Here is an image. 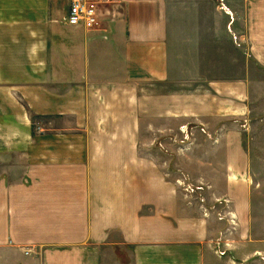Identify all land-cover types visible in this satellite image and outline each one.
I'll return each mask as SVG.
<instances>
[{"label": "crops", "instance_id": "1", "mask_svg": "<svg viewBox=\"0 0 264 264\" xmlns=\"http://www.w3.org/2000/svg\"><path fill=\"white\" fill-rule=\"evenodd\" d=\"M99 1L86 29L64 0H0V264H264L255 83L217 70L247 59L217 46L225 15L193 14L187 59L168 12L183 0ZM225 4L245 5L229 25L264 69V0Z\"/></svg>", "mask_w": 264, "mask_h": 264}, {"label": "rangeland", "instance_id": "2", "mask_svg": "<svg viewBox=\"0 0 264 264\" xmlns=\"http://www.w3.org/2000/svg\"><path fill=\"white\" fill-rule=\"evenodd\" d=\"M182 4L168 5L169 23L172 36L178 40L182 35L184 39V46L182 51L187 52V59H191V40L190 33L193 29V14L196 12H212L219 11L225 15V18L217 17V46H223L232 57L245 58V63L235 61L234 59H226L222 53H218L217 70L223 73L225 78L234 79L239 75H243L245 71H249L250 80L255 85L252 87L251 94V118L250 126L245 132L247 144L245 147L251 158V184H252V205L257 206L259 213H253V216L260 220L258 231L256 230V223L253 220L252 237H264V69L257 66L255 61L249 54V46L246 37L244 36V21L237 19L232 25H229L230 15L234 12L239 15L245 10V5L240 4H225L226 0H215V5L211 4H193L192 0H183ZM111 6V5H110ZM109 5L107 7L110 8ZM64 21V14L62 16ZM181 39V38H180ZM218 49V47H217ZM224 61L223 63H219ZM43 120L34 118V131L38 130L39 124L42 125ZM40 124V125H41ZM157 144V143H156ZM194 187V186H193ZM258 216V217H257ZM237 231L238 229H234ZM238 236L237 234H235ZM249 239V238H248ZM257 258L263 261L260 255ZM264 258V257H263Z\"/></svg>", "mask_w": 264, "mask_h": 264}, {"label": "built area", "instance_id": "3", "mask_svg": "<svg viewBox=\"0 0 264 264\" xmlns=\"http://www.w3.org/2000/svg\"><path fill=\"white\" fill-rule=\"evenodd\" d=\"M66 2V14L64 21L70 26H79L86 29L101 27L102 15L99 0H64ZM191 189H203V186H192Z\"/></svg>", "mask_w": 264, "mask_h": 264}]
</instances>
